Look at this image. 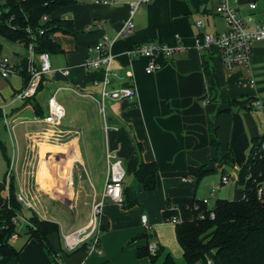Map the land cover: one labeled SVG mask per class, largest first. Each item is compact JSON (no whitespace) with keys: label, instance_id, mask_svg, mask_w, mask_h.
<instances>
[{"label":"crops","instance_id":"crops-1","mask_svg":"<svg viewBox=\"0 0 264 264\" xmlns=\"http://www.w3.org/2000/svg\"><path fill=\"white\" fill-rule=\"evenodd\" d=\"M134 1L74 0L49 15V19L71 20L76 32L54 35L60 50L49 54L51 72L35 96L36 104L14 101V95L24 86L20 74L0 77L2 116L24 126L22 150L18 147V152L16 144L13 147L11 143V151L0 137V207L7 197V158L15 156L12 177L16 190L24 193L31 206L37 205L39 210L34 212L40 218L59 227L49 236L55 256L51 258L39 244L27 239L20 249L23 264H148L146 257H137V249L153 243L173 256L180 247L171 220H192L195 201L207 199L211 207L216 199L243 197L237 178L233 184L238 186L229 194L222 188L238 174L251 140L264 134V106L243 109L232 103L264 98V40L252 44L249 74L246 68L225 72L213 51H197L194 47L198 35L211 33L212 24L215 28L213 17L218 16L213 5L201 0H152L135 13L132 32L115 39L111 46L108 89L132 86L135 99L106 101L105 130L98 104L90 97L98 98L104 75L101 71H84L82 64L86 58L96 57L89 49L104 36L116 37ZM232 4L240 15L250 18L249 29L264 23V0H232ZM251 4L254 9L249 8ZM197 21L201 22L199 27ZM9 43L5 46L0 38L1 55L21 66L27 58L26 48ZM145 44L179 49L170 56H155L159 67L147 73L149 58L129 53L134 46ZM45 84L53 92L41 106L37 98ZM61 90L71 94L56 95L59 104L89 101L96 120L83 111L71 118L73 127L61 122L54 132L49 131L46 102ZM132 103L136 105L130 106ZM212 123L217 130L219 156L229 149L233 163L216 164L212 173L196 181L199 168L215 156L210 148ZM108 152L120 160L124 171L122 200L134 204L123 208L105 201L101 215L107 229L99 237L100 254L89 253L83 246L66 253L61 236L84 228L89 218L71 230L57 218V206L73 210L83 200L91 212L104 189ZM141 161L157 165L152 191H145L134 181V170ZM224 176L228 178L226 184L221 182Z\"/></svg>","mask_w":264,"mask_h":264},{"label":"trees","instance_id":"trees-1","mask_svg":"<svg viewBox=\"0 0 264 264\" xmlns=\"http://www.w3.org/2000/svg\"><path fill=\"white\" fill-rule=\"evenodd\" d=\"M73 2L74 0H3L0 3V38L7 42L20 43L25 48L32 42L35 54L56 53L60 47L54 35L74 34L76 30L71 20L49 19V15ZM43 17L46 20H42ZM25 63L26 61L22 64L23 67ZM20 75L25 86L28 75L25 70ZM34 99L35 97L26 102L36 104L33 102ZM252 101L253 99H246L232 104L249 109ZM135 105L130 104L132 107ZM2 118L0 110V121ZM262 145L264 134L251 140L249 151L238 170L237 181L243 190V197L240 200L216 199L211 207L205 205L202 200L195 201L192 220L176 225V240L181 250L183 264H264ZM0 147L2 149L1 143ZM137 148L139 149L138 145ZM210 148L215 156L199 168L195 174L196 181L212 173L216 164L232 166L233 160L229 149L223 157L219 156V141L213 123L210 126ZM9 162L10 159L7 158V167ZM156 172L155 163L141 161L134 170V181L141 184L145 191H152L155 187ZM16 193L14 177H11L7 199L0 207V264H23L20 249H16L10 242L18 235L16 226L22 222L19 217L25 220L24 234L28 239L35 240L53 258L55 251L49 236L59 231L58 225L40 218L34 211L30 216H25L24 207L17 201ZM133 204L132 201L123 200L121 207L128 208ZM210 212L213 213L212 218L209 216ZM201 214L202 218L199 217ZM106 229L101 217V233ZM82 246L86 249L85 245ZM136 255L138 258L146 257L148 264H178L177 260L162 247L157 248L154 254L149 253L147 246L138 248Z\"/></svg>","mask_w":264,"mask_h":264},{"label":"built area","instance_id":"built-area-1","mask_svg":"<svg viewBox=\"0 0 264 264\" xmlns=\"http://www.w3.org/2000/svg\"><path fill=\"white\" fill-rule=\"evenodd\" d=\"M152 0H135L129 5L128 15L121 23L120 30L114 39H110L104 36L100 42L89 49V51L95 53L96 57L93 59L86 58L82 64L84 71H101L104 75V79L101 83V91L98 98H94L98 104L99 112L103 117L105 127L107 130L106 120L104 117L105 103L108 100H131L135 99V90L132 86H125L118 89H108L109 76L111 75V64L113 57L110 53V49L115 39L127 36L132 32L134 27L133 17L135 13L144 5H147ZM201 2L208 3L211 7L213 5V12L216 16L222 18L225 23V29L216 33H202L195 39V49L197 51H213L218 58L222 69L225 72L238 70L239 68H246L247 73H250V58L252 54V44L254 42L264 40V23L256 24L253 28L249 29L247 26L250 22L249 17H245L239 14L237 8L232 4V0H201ZM250 9H254L255 5L251 4ZM42 20H46L45 17ZM196 27L201 25L200 21L196 22ZM175 49H179L176 47ZM174 49V50H175ZM163 44L161 45H136L130 50L132 56H146L150 62L146 68V72H153L159 67L154 58L157 55L170 56L174 51ZM27 58L25 66H19L12 62L9 58L2 56L0 53V77L6 79L10 76L20 74L25 70L28 75V81L26 85L14 95V101H26L36 96L38 88L44 80V77L51 72V66L48 53H34V44L30 42L27 47ZM55 91L47 99V116L45 118L49 131H55L61 124L62 119L65 117V111L61 104L55 98ZM255 109H262L264 106V98L253 100L250 104ZM3 121L6 128H9L8 117L3 114ZM13 130V126L10 127ZM264 149V145H262ZM107 175L105 179L104 189L99 198L92 204L90 217L87 225L76 231L61 236L63 250L66 253L74 252L82 245L86 246L87 252L101 253L99 249V237L101 211L105 201H110L118 206H122V182L124 178V171L121 167L120 160L116 159L112 153H107ZM15 156H13L9 162L5 173V186L8 196V183L15 171ZM221 182L226 184L228 178L222 177ZM260 196V190L258 191ZM17 201L20 202L23 207L32 208L27 201L24 193L18 190L16 193ZM7 199V197H6ZM202 202L209 206L207 199H203ZM209 216L212 218L213 213L210 212ZM200 218L203 217L201 214ZM19 219L25 223V220L21 217ZM16 221V219H13ZM143 226L146 228V218H141ZM171 223L174 225L180 224L178 218H173ZM149 253L154 254L157 250L155 244H149L147 246Z\"/></svg>","mask_w":264,"mask_h":264},{"label":"rangeland","instance_id":"rangeland-1","mask_svg":"<svg viewBox=\"0 0 264 264\" xmlns=\"http://www.w3.org/2000/svg\"><path fill=\"white\" fill-rule=\"evenodd\" d=\"M0 3H1V1H0ZM213 19H214L213 23L215 25V28L212 27L213 26V24H212V26H210V28H209V32L213 33L215 30L216 31H223L225 28L224 20L220 17H213ZM204 21H205V19H204ZM2 41L4 42L5 46H8L7 44H10L7 41L5 42V40H3V39H2ZM50 89H51V86H49L48 84H45L43 91L38 94L37 102L41 106L43 105L44 99L47 96H49L50 93L53 92V91L51 92ZM67 93L71 94L68 91L61 90V91H57L56 95L59 97L63 94H67ZM62 104H63L66 116L62 119L61 122H63V125L65 127H73V126H71V118L73 116L75 117L76 114L82 115L81 112H83V111L86 112V113L83 112L86 116L93 117V120H96V113L93 111L92 105L89 103V101H84L83 104H82V100H80L79 102H75V103H69V102L64 101ZM105 107H106V103H105ZM96 111H98V110H96ZM100 120L103 122V126H104V120H102V117L100 118ZM8 123H9V128L5 129L3 120L0 121V137L3 138L5 141H7L9 150L11 148V151H12L11 143L14 145L13 147H15V144H16V147H17L16 151L18 150V147H20V150H22L24 126L19 124V123L14 122L11 119H9ZM106 124H107V122H106ZM11 126H13V130L10 128ZM9 145H11V147H9ZM16 151L14 150V152H16ZM235 178H237L236 173L232 177V183L229 184L228 186H224L222 188V190L224 192L228 191V194H229L231 188L234 189L236 186H238L237 185L238 183L233 184V180L235 181ZM239 188L242 189L241 187H239ZM238 193H240V192H238ZM217 195L218 194L216 193V196ZM82 201L83 200H80L73 210H68L64 207L57 206V210H58L57 211V218L60 219V221L63 223V225L68 226V227L71 226V230L78 227L79 224L83 223L84 221H87V219L90 217L89 209L87 206H85L83 204ZM32 206H33L32 208L24 207L23 213L25 216H30L32 211L39 210V208L37 207L36 204L32 203ZM211 206H212V204H211ZM24 224H25L24 222H20L17 224L16 231H17L19 236L16 238H12V240L10 241L11 244L16 249H21L26 244V241L28 239V237L24 234V230H25ZM32 241L37 243L35 240H32ZM172 254H173V257L177 260L178 264H183V261L181 259L180 250H178L176 253H172Z\"/></svg>","mask_w":264,"mask_h":264}]
</instances>
